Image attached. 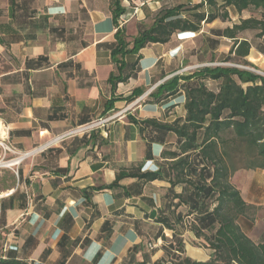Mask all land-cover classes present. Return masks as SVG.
Instances as JSON below:
<instances>
[{
	"label": "crops",
	"instance_id": "1",
	"mask_svg": "<svg viewBox=\"0 0 264 264\" xmlns=\"http://www.w3.org/2000/svg\"><path fill=\"white\" fill-rule=\"evenodd\" d=\"M203 1L123 0L125 14L116 25L112 0H0V259L174 264L168 251L177 235L185 257L211 260L208 244L190 227L217 201L199 207L202 200L186 181L199 177L172 186L173 160L163 154L178 149L177 136L141 124L186 118L182 88L194 80H180V92L168 98L151 94L174 77L194 74L183 73L181 55L190 39L206 34V25L199 33H178L169 43L150 44L128 56L131 65L140 58L137 72L116 87L109 81L117 72L111 52L119 30L132 42L163 8ZM206 45L204 52L211 53L220 44ZM138 89L143 93L128 100ZM100 120L92 132L63 139ZM154 172L161 174L154 182L139 178ZM230 183L251 207L238 226L252 242L264 244V169H241ZM161 218L173 228L166 229Z\"/></svg>",
	"mask_w": 264,
	"mask_h": 264
},
{
	"label": "trees",
	"instance_id": "2",
	"mask_svg": "<svg viewBox=\"0 0 264 264\" xmlns=\"http://www.w3.org/2000/svg\"><path fill=\"white\" fill-rule=\"evenodd\" d=\"M122 2L112 0L116 25L125 14ZM231 8L240 14L260 11L261 18L251 16L241 19L233 27L212 29L210 41L214 48L222 38L233 40L229 55L223 60L245 61L251 55L253 43L243 35L254 31L256 37L264 38V0H204L198 5L163 8L154 16L149 28H139L132 42H127L125 32L119 30L111 52L117 72L111 75L110 83L116 87L137 72L140 58L131 65L127 62L128 56L138 55L150 44L169 43L175 34L199 33L204 25L217 20L225 22L230 19ZM128 68L131 72L127 74ZM180 80H194L193 84L182 88L186 98V118L166 124L152 119L141 124L177 136L178 149L163 154L165 159L173 160L169 163L170 171L175 172L172 186L183 183L188 177H199L193 183L186 180L194 187L195 199L202 200L201 204L198 202L199 207L213 201L218 204L213 211L199 213L190 227L196 238H204L208 244L210 261L196 262L185 257V245L177 235L170 241L171 251H167L174 264H264V244L252 242L237 224L251 207L230 183L231 177L241 169H264V77L240 68L208 66L191 76L166 81L151 96L161 99L165 94V98L177 95L181 89ZM210 82L218 83L217 88L209 85ZM142 93L143 90L138 89L128 100L132 101ZM192 154H198L200 160L193 162ZM124 177L117 179L115 184ZM139 178L154 182L161 174L141 173ZM159 221L166 229L173 228L167 218ZM214 227L215 232L207 235L206 231ZM163 239L165 241L166 237ZM0 264L23 263L9 257L1 259Z\"/></svg>",
	"mask_w": 264,
	"mask_h": 264
},
{
	"label": "rangeland",
	"instance_id": "3",
	"mask_svg": "<svg viewBox=\"0 0 264 264\" xmlns=\"http://www.w3.org/2000/svg\"><path fill=\"white\" fill-rule=\"evenodd\" d=\"M150 15V14H149ZM255 17L260 19L261 12H250V14H236L230 15V19L223 22L220 20L215 21L212 24H207L204 26L206 28L203 37L201 38H193L189 40L187 45H184V54L181 55L180 65L183 66V73H194L198 69H202L204 67H232V68H240L243 70H248L250 72H254L257 75L264 77V38H258L255 35L254 31L246 33V38H248L254 44V48L251 50V55L243 62L242 61H229L226 62L223 59L229 55V51L232 47V42L228 40H221L220 45L218 46V50L216 52H204L206 50L207 45L209 44V48L212 47L211 37H213L212 29L222 30L223 28L230 27L238 23L241 19H248ZM152 17L150 16L147 21V26L151 25ZM210 38V39H208ZM208 50V49H207ZM194 54V55H193ZM262 54V55H260ZM192 56H194L192 58ZM4 238L1 237V240L4 241ZM3 246L0 242V249ZM1 255V251H0ZM1 260V259H0ZM24 264V263H23Z\"/></svg>",
	"mask_w": 264,
	"mask_h": 264
},
{
	"label": "built area",
	"instance_id": "4",
	"mask_svg": "<svg viewBox=\"0 0 264 264\" xmlns=\"http://www.w3.org/2000/svg\"><path fill=\"white\" fill-rule=\"evenodd\" d=\"M116 118V115L109 117L105 122L114 120ZM104 121H94L93 123L87 124V125H81L78 128L71 130L69 133L65 134L63 139L67 137H73V136H79V135H86L90 132H92L95 128L100 126Z\"/></svg>",
	"mask_w": 264,
	"mask_h": 264
}]
</instances>
